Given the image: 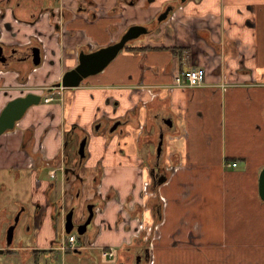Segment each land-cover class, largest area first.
<instances>
[{
	"label": "crops",
	"instance_id": "1",
	"mask_svg": "<svg viewBox=\"0 0 264 264\" xmlns=\"http://www.w3.org/2000/svg\"><path fill=\"white\" fill-rule=\"evenodd\" d=\"M169 1L174 0H158ZM103 16L81 26L95 48L149 19ZM110 25L117 26L109 31ZM38 28L44 36L50 33L44 24ZM32 32L24 28L19 39L26 42ZM4 39L13 41L6 33ZM46 46L47 59L54 61L22 78L26 92L15 71L0 73V111L26 93L42 96L14 130L0 135V252L13 251L5 236L18 213L15 228L35 218L36 241L47 246L54 243L51 223L60 218L63 231L66 208L76 204L79 221L88 200L95 203L86 232L94 243L89 250L114 249L109 264H133L147 250L146 240L153 264L208 263L231 247L226 233L231 208L247 204L236 191L238 180H247L256 200L264 167V0H186L156 31L130 42L102 72L74 89L54 85L75 65L76 47L72 43L62 62L60 48L52 41ZM188 69L203 70L201 86L187 87L183 78L175 84L174 77ZM162 118L172 125L164 126ZM116 122L120 125L109 132ZM161 128L158 163L166 179L152 189V146ZM73 172L84 180L78 200ZM159 202L160 221L154 224L152 205ZM52 252L54 247L45 255L53 257Z\"/></svg>",
	"mask_w": 264,
	"mask_h": 264
},
{
	"label": "flooded vegetation",
	"instance_id": "2",
	"mask_svg": "<svg viewBox=\"0 0 264 264\" xmlns=\"http://www.w3.org/2000/svg\"><path fill=\"white\" fill-rule=\"evenodd\" d=\"M150 1L152 2L153 0ZM137 2L138 0H116L114 4V8L108 9L107 16L108 17L116 16L117 11L121 9L119 8L120 3L132 6L135 5ZM183 2L182 0L163 2L159 5L157 12L154 14L152 18L146 20L144 23L133 24V25L144 26L147 29L148 33L150 34L151 32H154L156 29H158V27L162 23L168 20V18L172 15V13H174L179 8V5L182 4ZM166 11H168L166 20L162 22H158L157 20L158 17L163 13H165ZM104 13H105L104 10L100 8L96 0H0V68H3L0 70V73L15 71L18 82L23 84L25 80L28 79L29 74L35 68L42 65L46 60L50 62L54 61L53 59L50 58L47 59L46 42L48 41H52L63 52L64 58L60 57V61L62 62L66 61L67 58L65 56H67L66 54L68 53V50L73 43V45L77 49L74 58L75 65L73 66V68L76 67L78 65L79 54L81 52L89 53L99 49V48H95L96 45L94 43L90 41H85L83 37L85 34L83 33L85 28L83 27L87 23H96L101 21L104 17L103 16ZM40 24H44V27L48 29L50 33L47 34L46 36L42 35L43 31H41L38 28ZM72 24H76L78 28L72 29L71 28ZM116 26L117 25H110L108 30L112 31L116 28ZM130 26H128L124 30V32ZM24 28H30L31 31H33L31 35L26 38V42H23L22 39L21 38L19 39L18 36L19 34L21 35ZM5 33L8 34V36L11 37L13 41L10 40L6 41L4 39ZM115 42H112L110 44H113ZM36 62L38 63L35 64ZM22 78H24L25 80H23ZM167 119L170 120V118L161 119L162 120L161 122L163 123L164 126L166 125L164 121ZM126 120L129 119L126 118ZM161 131L162 128L158 132V137ZM85 136L86 135L81 136L79 142L83 138H86ZM155 169L156 171H158L157 172L158 174L155 173L157 174L155 175L156 178L155 180L161 177V175L164 176L163 172H161L162 169L159 163ZM74 176L75 178L73 179V181H71V184L79 185L75 191V198H74V200L76 199L78 200L82 192V185L84 184V180L75 173ZM88 204L95 205V203L92 200L86 201L83 205V209H81V217L79 221L76 220L77 206L73 207L76 204H73L66 211L67 213L70 209H73L75 226L80 225L84 222L87 216L86 206ZM5 242H6V236H5ZM86 254L88 255L87 252L81 251L78 254H74V255L82 256ZM147 257H148V251L144 249L141 254L135 256L133 264H146Z\"/></svg>",
	"mask_w": 264,
	"mask_h": 264
},
{
	"label": "rangeland",
	"instance_id": "3",
	"mask_svg": "<svg viewBox=\"0 0 264 264\" xmlns=\"http://www.w3.org/2000/svg\"><path fill=\"white\" fill-rule=\"evenodd\" d=\"M96 1L100 8L104 10V15L106 16L108 9L114 8V4L111 2L112 0ZM160 4L161 2H158V0H153L152 2L150 0H138V2L132 6L120 3L119 8L121 9L117 11L116 17L125 20L129 17L143 19V16L150 19L157 12L155 6ZM151 7L153 9H149ZM118 28L121 29V27ZM147 35H149V33L146 34V36ZM142 38H144V36L138 38V40ZM124 50L125 49H123V51ZM19 88L23 90H21V92H26V88L23 87V84L20 83ZM156 146L157 145L152 146L155 155ZM73 149V155H75V145ZM58 181L59 177L55 179L56 183ZM238 183L239 187L236 191L240 194L239 196L242 197V203L247 202V204H243L241 207L236 206L231 208L232 210L226 224V233L228 243H231L232 246L221 250L214 258L211 256L208 263H206L207 261H199L197 263L194 262L195 264H264V202L259 199L257 194L256 200L252 199V188L249 187L250 185H246L247 180H238ZM228 191L233 192L232 188L228 189ZM58 197L62 199L63 202L65 196L58 192ZM152 202H154V200H152ZM57 205H61V202L58 201ZM81 209H83V207ZM66 210H68V208H66ZM34 213L37 215L36 211H34ZM59 220L60 218L58 221ZM58 221L56 220L54 224L51 223L50 229L53 232L54 243L48 242L47 246H40L36 241V231L39 229L40 225L37 224L35 218L33 223L29 222L27 226L20 224L14 230L11 243L13 251L0 252V264H109L110 262H114L115 256L112 259L104 258L101 256L100 249L93 252V254H91L89 250L90 255L93 256L94 259H89L90 256L87 254L76 256L74 254H68V252H66L68 255L58 251H56L58 252L56 253L57 244L64 239L62 227ZM29 225H31V227L28 232ZM78 238L89 240L86 236ZM145 243L146 244L142 245H147L148 257L146 264H153V253L151 252L149 254L150 240H146ZM51 247H54V252H52L53 257H48L45 255V252L51 251ZM32 250H38L41 253H36Z\"/></svg>",
	"mask_w": 264,
	"mask_h": 264
},
{
	"label": "water",
	"instance_id": "4",
	"mask_svg": "<svg viewBox=\"0 0 264 264\" xmlns=\"http://www.w3.org/2000/svg\"><path fill=\"white\" fill-rule=\"evenodd\" d=\"M184 0H182L183 2ZM168 15V11L163 13L158 17V22L165 21ZM148 33L147 29L141 25L130 26L120 37V39L108 46L99 48L95 51L89 53L81 52L79 54V62L76 67L71 70L64 72L60 81L54 85L55 88L60 89H74L79 87L82 81L90 76L96 75L102 72L105 67L115 59L117 54L121 52L125 46L140 36L146 35ZM36 62L35 64H37ZM41 95L34 93H26L23 96L16 97L8 101L0 111V135L5 134L8 131L15 129L17 123L23 118L27 110L34 106L38 105L41 102ZM164 123L170 127L172 125L171 120H165ZM119 122L113 124L109 129V132H113ZM164 132L159 133L158 142L156 146V163L154 167L151 168V179H152V189L157 187L159 184H162L165 181V176L159 177L155 180L156 167L158 166L159 159L162 154V145H163ZM87 144V138H83L77 146V155L78 159L81 162L85 157V148ZM156 171V172H155ZM157 173V174H155ZM159 176V175H158ZM68 181L66 178L65 182ZM258 197L261 201L264 202V167L261 170L258 178ZM94 204H88L86 206L87 216L84 222L80 225L75 226L74 223V211L70 209L63 219V231L65 234H70L75 232L78 237H82L86 234L88 227L93 221L94 218ZM161 215V214H160ZM18 220V214L14 219V223L10 225L6 232V244L10 245L12 243L13 233ZM74 254H78L80 251L74 249L72 251Z\"/></svg>",
	"mask_w": 264,
	"mask_h": 264
},
{
	"label": "built area",
	"instance_id": "5",
	"mask_svg": "<svg viewBox=\"0 0 264 264\" xmlns=\"http://www.w3.org/2000/svg\"><path fill=\"white\" fill-rule=\"evenodd\" d=\"M182 78L185 79L186 86L190 88L199 87L202 85L203 80V70L201 69H188L182 72L181 75H177L174 77V82L176 85H180L182 83ZM46 102L50 101V99H45ZM51 178L54 177V172L50 174ZM94 246L93 241L85 240L84 238L79 239L76 234H69L64 236L63 241L57 244L56 251L65 253L67 251H72L74 249L85 251ZM101 256L104 258L112 259L115 256V250L112 248L100 249Z\"/></svg>",
	"mask_w": 264,
	"mask_h": 264
},
{
	"label": "trees",
	"instance_id": "6",
	"mask_svg": "<svg viewBox=\"0 0 264 264\" xmlns=\"http://www.w3.org/2000/svg\"><path fill=\"white\" fill-rule=\"evenodd\" d=\"M127 48H128V46L125 47V49H127ZM157 142H158V135H157V139H156L155 145H157ZM154 156H155V154H154ZM83 161L84 160H82L80 162V164H83ZM150 205H151V202H150ZM160 211H161L160 202L159 203H153V205H152V214H153L154 220H155L154 224H156V223H158L160 221Z\"/></svg>",
	"mask_w": 264,
	"mask_h": 264
}]
</instances>
